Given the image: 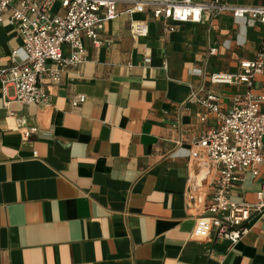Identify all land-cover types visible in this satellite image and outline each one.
<instances>
[{"label":"crops","instance_id":"0c3cea01","mask_svg":"<svg viewBox=\"0 0 264 264\" xmlns=\"http://www.w3.org/2000/svg\"><path fill=\"white\" fill-rule=\"evenodd\" d=\"M132 7L121 2L117 18L104 22L101 46L85 40L82 65L57 84L44 79L49 103L15 102L14 89L4 94L0 83V264H264V214L233 249L192 235L190 149L218 121L188 102L202 89L231 110L246 86L209 77L253 60L264 25L230 10L175 23ZM132 21L146 22L147 36L133 38ZM22 44L15 26L0 24V68ZM251 91L264 94V69ZM80 95L85 102L72 108ZM30 128L37 132L23 138ZM263 185L264 163L258 176L244 174L232 200L255 204Z\"/></svg>","mask_w":264,"mask_h":264},{"label":"built area","instance_id":"2783aa9c","mask_svg":"<svg viewBox=\"0 0 264 264\" xmlns=\"http://www.w3.org/2000/svg\"><path fill=\"white\" fill-rule=\"evenodd\" d=\"M123 1L0 0V24L15 26L23 40L22 46L11 54V66L0 68L4 94L12 87L15 102L49 103L51 97L44 79L57 84L68 68L82 65L87 56L85 40L101 46L104 22L117 18V7ZM227 10L235 17L251 18L264 25V3L231 7L223 0H133L130 13L150 12L156 20L201 23L205 16L216 18ZM130 32L133 38L145 37L148 25L132 21ZM215 51L211 50V54ZM263 69L264 41L256 57L241 62L238 72L210 75L212 84L246 86L247 91L233 99L228 113L223 112L219 96L211 91H193L188 100L204 107L207 115H215L218 121L217 128L206 132L190 149L189 198L198 203L192 235L201 241H227L229 249L249 234L251 221L264 214V185L255 204L232 200V192L244 174L258 176L264 163V94L254 95L251 91ZM85 100V96H77L71 100V107L78 108ZM207 115L202 116V122ZM36 132L37 128L24 130L23 138Z\"/></svg>","mask_w":264,"mask_h":264}]
</instances>
